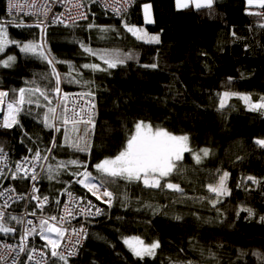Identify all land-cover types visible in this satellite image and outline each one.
<instances>
[{
  "label": "trees",
  "instance_id": "obj_1",
  "mask_svg": "<svg viewBox=\"0 0 264 264\" xmlns=\"http://www.w3.org/2000/svg\"><path fill=\"white\" fill-rule=\"evenodd\" d=\"M88 1L87 20L69 27L53 25L42 34L39 28L12 26L7 0H0V23L8 28L10 39L42 43L56 60L79 69L80 84L64 82L61 86L68 93H94L97 127L90 157L60 147L63 129L54 133L44 127L46 108L35 104L24 105L18 117L20 126L0 127V147L17 162L38 148L42 155H49L44 150L51 147L55 135L58 146L49 164L79 159L97 175L93 166L118 154L135 122L144 121L174 135H187L192 152L207 148L209 155L200 153L202 159L197 163L192 152H186L178 162L179 171L167 178L178 183L183 193L123 180L106 184L127 209L105 208L90 226L79 257L68 264H264V147L256 143L264 139V110L250 111L237 97L223 109L219 104L225 91L250 95L254 102L264 97V8H251L246 0H214L211 9L179 10L175 0H137L126 14L115 17ZM145 4L151 6L153 23H145ZM258 11L260 15L249 14ZM90 23L114 30L89 29ZM125 23L150 35L159 34L160 43L136 39L124 28ZM79 41L97 51L130 54L132 59L108 71L84 69L80 66H107L86 54ZM10 55L16 57L15 63L0 67V91L9 92L10 99L13 89L34 87L32 81L42 88L52 87L51 67L45 61L25 55L14 44L0 53V60ZM152 64L157 67H143ZM55 67L61 74L68 71L67 63ZM39 100L46 104L42 97ZM78 170L83 168L61 170L59 183L48 180L45 171L42 194L54 195L70 185L89 195L70 175ZM224 172L229 173L231 194L221 196L213 207L209 200L216 197L207 185L217 182ZM248 176L260 183L246 180ZM226 199L258 209L251 217L244 211L227 217L216 210ZM127 236H139L146 244L159 241L160 247L154 257L141 260L124 245Z\"/></svg>",
  "mask_w": 264,
  "mask_h": 264
},
{
  "label": "snow or ice",
  "instance_id": "obj_2",
  "mask_svg": "<svg viewBox=\"0 0 264 264\" xmlns=\"http://www.w3.org/2000/svg\"><path fill=\"white\" fill-rule=\"evenodd\" d=\"M63 2L71 3V0H63ZM91 2H99L104 8H112L114 14L122 15V13L127 12L133 0H112L111 4L107 3L106 0H91ZM213 3L214 0H176V7L177 9H183L191 5L196 9H211ZM247 3L249 6L255 5L264 8V0H247ZM9 6L10 10L17 9L23 11L24 9H34L36 10L35 12L26 14L36 15L38 13L45 19H47L48 13L51 11V8L47 6V0H45L43 5L38 4L37 0H26L23 4L19 0H9ZM73 7L81 9L83 5L77 0L73 4ZM249 14L260 15V13ZM39 15H37V22L35 24H25L23 20L19 22L10 21L9 23L19 28L35 27L41 29L42 32L46 31L45 21L39 19ZM63 16L64 13L54 15L49 23L63 24L65 27H69V21L75 24L76 20L88 19V16L83 11H77L75 15H69L67 20L63 19ZM144 20L146 24L154 22L151 16V6L147 4L144 5ZM261 26L264 27V25ZM87 27L89 29L99 28L101 32L114 30L110 27H102L93 23H90ZM124 28L135 36L136 39L145 43H160L159 34L150 35L145 29L130 26L127 23L124 24ZM13 44L19 47L20 51L25 55L43 60L51 67V73L49 74L51 79L49 83L52 84V87L45 86L42 88L35 81H32V84L35 85L34 87L13 89L11 99H9V92L0 91V113H3L2 117H0V127L10 129L20 126L18 117L24 111V105L35 104L37 108H46L42 119L44 127L52 130L54 133H60L63 129V143L59 145L60 147H69L76 152H90L92 148L90 132L95 127L94 93L88 91L73 94L64 92L61 88V84L64 82L69 84L81 83V80L77 79V76L80 75L79 69L71 62L56 60L55 57L50 55V50L46 51L44 49L42 43L34 41L21 43L10 39L8 28L0 23V53L5 52L9 45ZM79 44L86 54L96 56L107 66L101 67L95 63L80 66L91 71H108L126 63L127 59H132L130 54L121 56L119 52L97 51L86 45L83 41H79ZM15 60V56H7L6 59L0 60V67L9 68L15 63ZM57 63H67L68 71L61 74L55 67ZM143 67L156 68L157 65H144ZM229 79L231 80V78ZM87 83V81H84V84ZM37 94V99L33 100L32 97ZM39 97H42L46 101V104H41ZM232 97H237L241 100L250 111L264 110V97L254 102L250 95L229 91L220 94V108L223 109ZM53 100H55L54 105ZM73 135H76L75 140L72 138ZM256 143L264 147V139H258ZM57 146V137L53 135L51 147L46 148L44 151L51 153ZM31 151L32 149H29V152ZM185 152H192L187 135H174L164 128H154L151 123L137 121L134 124V130L127 137L126 144L118 154L114 157H106L93 166L97 175H93L92 172L88 171L86 162L72 159L67 162L59 161L55 166L48 164L45 169L47 173L46 178L59 183L61 182L58 179L61 170L67 171L69 166H73L76 169L83 168V171L78 170L70 173V175L76 177L74 183L81 185L97 200L107 204L110 208L113 204L114 194L107 189L106 184L116 183L118 180H123L129 184L142 183L145 188L161 190L167 188L174 192L183 193V189L178 183H172L167 178L179 171L178 162L183 159ZM200 153H202L203 157H207L209 150L204 148L200 150ZM200 153L192 152L193 159L197 163H200L202 159ZM48 159L49 156L47 154L42 155L41 150L38 148L31 158L25 156L22 158L23 162L17 161L15 163V171L12 172L11 179L15 180L19 177L20 179H30L34 182L40 180V174L36 171L37 164ZM5 161H7V154L4 152L3 147H0V176L7 178L3 171V168L7 167ZM27 165H31V168ZM40 167L44 169L43 164H40ZM20 173H23V175H19ZM228 177L229 173L224 172L220 175L217 182L207 185L208 191L214 193L216 197L209 200L213 207L221 202L219 199L221 196L231 194L227 187ZM246 180L251 181L253 184L260 183V181L252 176H248ZM162 181H164L163 184ZM40 193L41 190L37 187L36 183L32 184L30 193L27 196L23 193H16L15 188H5L0 191V197L5 198L4 203L0 205V233H15L17 228L10 225V222L14 221L15 224L21 225L22 228L20 251H25V242L29 237L39 236L41 240L46 242L44 248L49 249L50 256L55 258L52 260V264H56V261H60L61 264H68V257L76 254V246L80 243L82 237L86 235L83 227L69 229L70 219L75 218L77 215L100 216L104 214V210L94 205L85 196L77 197L68 187H65L63 192L60 193V195L67 197V201L63 204L62 214L59 216L45 215V208L50 204V200L49 196ZM125 199H127L126 196ZM21 200L26 201L25 208L28 207L31 201H35L36 203L30 211H26L21 215H11L6 212V209L10 207V202ZM81 201H85V203L81 204ZM54 203L57 208H60L61 201L59 199H55ZM146 207H151V205H146ZM37 210H39L40 215L36 223L33 220L27 219V216H37ZM240 211L247 212L249 217L254 215L253 210L250 208H240L237 211V215H239ZM6 217L7 219H5ZM175 218L180 219L181 217L177 216ZM261 219L264 220V217ZM73 236L76 237L74 242L72 240ZM65 240L68 243H63ZM123 243L135 257L141 260L145 257H154L156 250L160 247L159 241L146 244L139 236L124 237ZM61 248L64 250L60 251ZM36 251L35 248L31 249V252ZM39 255L43 258L47 254L41 251ZM27 259L29 261L35 260V264H48V260L36 259L31 254L28 255Z\"/></svg>",
  "mask_w": 264,
  "mask_h": 264
},
{
  "label": "built area",
  "instance_id": "obj_3",
  "mask_svg": "<svg viewBox=\"0 0 264 264\" xmlns=\"http://www.w3.org/2000/svg\"><path fill=\"white\" fill-rule=\"evenodd\" d=\"M19 2L21 4L25 3L26 0H19ZM77 2V0H71V3H66L63 2V0H47V6L51 8V11L48 13V17L47 19H45L42 15H39L38 13L36 15H29L26 13L29 12H35L36 10L34 9H24L23 11L17 10V9H11L10 10V6H9V0H7L6 6L9 8L10 12L12 13V15L14 17H27V22H29L30 24L34 23L37 20V15H39V19H42L45 21V25H46V29L48 26L52 25V23H49V21L52 19V17L54 15H58L59 13H64L63 19L67 20L69 15H75L77 13V11H83L88 17H89V8H90V3L88 0H79V2L83 5V7L81 9H76L73 7V4H75ZM107 3L111 4L112 0H106ZM137 2V0H133V3H131V5L128 7L127 12L133 7V5ZM38 4L43 5L45 3V0H37ZM98 4L101 6V8H103L104 11H106L108 14H110L111 16H115V17H120L126 13H122V15H116L114 14V12L112 11V8H104L103 5L101 3L98 2ZM115 6V5H113ZM87 20V19H86ZM80 21H85V20H76V22H80ZM72 24L71 21H69V25ZM63 25V24H61ZM65 92V91H64ZM74 94V93H73ZM55 101V100H54ZM94 103H95V116H94V122H95V127L94 129L91 130L90 132V139H91V144H92V148H93V141H94V137L96 135V127H97V122H96V101L94 99ZM55 104V102H54ZM59 112V110H58ZM76 139V135H74L73 140ZM92 148L90 152H76L74 151V153L76 154H80L83 156H87L90 157L91 153H92ZM49 159L51 156V153H49ZM29 158L32 157L31 156H27ZM49 159L47 161H41L37 164L36 167V171L40 174L41 179L38 181H31L30 179H20L19 177L15 180L11 179V174L13 171H15V163L13 162L10 158V156L7 154V161H5V163L7 164V167L3 168L4 173L6 174L5 176H0V182H7L8 184V188H15V190H17V193H21L22 190L26 189L27 191L30 192L31 190V186L33 183H36L37 187L40 185L44 173H45V169L47 168V165L49 164ZM21 162L22 159L20 160ZM40 164L44 165V169H42L40 167ZM29 168H31V165H27ZM19 175H23V173H20ZM69 188L70 191H72L77 197L80 196H85L88 200H91L92 203L94 205H96L97 207L101 208L104 210L105 212V208H109L107 204L102 203L101 201L97 200L94 196H92L91 193H89V195H86L84 193H81L80 191H78L77 189L71 187L70 185L66 186ZM39 188V187H38ZM65 188V187H64ZM64 188L59 192V195L56 197H52L49 196V200L51 202L52 199L56 198L59 199L61 201V205L60 208H58V210H52L50 208V204L48 206H46L45 208V212L46 209L50 208L49 212H46L45 215H61L62 214V209H63V204L67 201V197L60 195L61 192H63ZM85 191H87L85 189ZM15 203V202H14ZM85 201H81V204H84ZM116 198L114 196L113 199V204L110 207L111 209H116ZM30 205H34V203H29L28 207L26 208V211H30L29 206ZM38 211V210H37ZM93 211H95V209H93ZM40 213L37 216H27V219L33 220L34 223H36L38 221V217H39ZM102 215L100 216H83V215H77L75 216V218H71L70 219V224L68 225L69 229L71 228H77L79 229L80 227H83L85 229L86 235H84L80 241V243L76 246L77 247V251L76 254L73 256L68 257V261L69 260H73L79 257L82 249L84 248L85 244H86V240H87V234L89 231L90 226L94 223L95 220L99 219ZM69 234H71L69 232ZM76 237H72L73 242L75 241ZM21 243V234L20 237L18 238L17 244ZM26 243V249L25 251H22V257L24 259V261L26 262V264H35V260L29 261L27 259L28 255L31 254L33 255L36 259H46L48 260V264H52V260H54L55 258H52L50 256V250L47 248H44V244L46 243L44 240H41L39 238V236H35V237H29V239L25 242ZM63 243H68L67 240H65ZM16 245V244H15ZM35 248L37 251L36 252H31V249ZM64 249L61 248L60 251H63ZM43 251L45 252L47 255L43 258L40 257L39 253ZM56 264H61L60 261H56Z\"/></svg>",
  "mask_w": 264,
  "mask_h": 264
},
{
  "label": "bare ground",
  "instance_id": "obj_4",
  "mask_svg": "<svg viewBox=\"0 0 264 264\" xmlns=\"http://www.w3.org/2000/svg\"><path fill=\"white\" fill-rule=\"evenodd\" d=\"M6 9H7V14H8V18H9L8 22H10V21L19 22L20 20H23V22L25 24H27V17L26 18L25 17H14L12 15V13L10 12L9 8L6 7ZM36 22H37V20L32 24H35ZM11 25L15 26L14 24H11ZM53 25H57V24H52V25L48 26L47 29ZM43 37H44V35H43ZM61 88H62V86H61ZM62 90L64 91L63 88H62ZM0 115H1V113H0ZM94 141H95V137H94ZM94 141L92 142L93 145H94ZM8 187L9 186H8L7 182H0V191L4 190L5 188H8ZM38 187L41 190V183ZM59 192H57L54 195H48V196L56 197L59 195ZM16 193H17V190H16ZM21 193H23V194H25V196H27L30 192L27 191L26 189H24L21 191ZM40 194H42V191ZM4 199L5 198L0 197V205H2L4 203ZM55 199L56 198L52 199L50 202V208L52 210H58V208L56 207V205L54 203ZM116 201H117V198H116ZM25 203H26V201H24V200H21V201L15 202V203L10 202V207H8L6 209V212L11 214V215H21V214L26 212ZM30 203L35 204L36 202L31 201ZM32 206L33 205L29 206L30 210L32 209ZM50 208L46 209V212H49ZM38 214H39V210L37 211V215ZM5 219H7V217ZM10 225L16 227L17 231L15 233H9V234L0 233V264H26V262L24 261V259L22 257V254H21L22 251H20L21 243L17 244V241H18V238L20 237V234L22 235L21 225L15 224L14 221L10 222Z\"/></svg>",
  "mask_w": 264,
  "mask_h": 264
},
{
  "label": "rangeland",
  "instance_id": "obj_5",
  "mask_svg": "<svg viewBox=\"0 0 264 264\" xmlns=\"http://www.w3.org/2000/svg\"><path fill=\"white\" fill-rule=\"evenodd\" d=\"M248 5V4H247ZM249 6V5H248ZM251 7V6H249ZM252 8V7H251ZM186 9V8H185ZM262 11H258V13H261ZM46 31H43L42 33L45 34ZM10 99V98H9ZM229 102V101H228ZM59 114V112H58ZM3 115V113H2ZM74 137V136H73ZM186 153V152H185ZM185 153L183 154V157L185 155ZM182 161V160H181ZM180 162V161H179ZM250 208L252 210H257L258 207L252 206V205H248V204H244V203H239L230 199H226V201H224L221 206L216 207V210L221 213L224 216L227 217H233L235 215H237V211L240 208ZM116 209H127V205L126 203H124L121 200L117 199V203H116Z\"/></svg>",
  "mask_w": 264,
  "mask_h": 264
},
{
  "label": "crops",
  "instance_id": "obj_6",
  "mask_svg": "<svg viewBox=\"0 0 264 264\" xmlns=\"http://www.w3.org/2000/svg\"><path fill=\"white\" fill-rule=\"evenodd\" d=\"M176 1V0H175ZM246 2H247V0H246ZM248 4V3H247ZM252 8H257V9H261L260 7H257V6H255V5H253V6H251ZM189 8H195L194 6H189L188 8H186V9H189ZM196 9V8H195ZM179 10H185V8H183V9H179ZM151 16H152V9H151ZM152 19H153V17H152Z\"/></svg>",
  "mask_w": 264,
  "mask_h": 264
},
{
  "label": "water",
  "instance_id": "obj_7",
  "mask_svg": "<svg viewBox=\"0 0 264 264\" xmlns=\"http://www.w3.org/2000/svg\"><path fill=\"white\" fill-rule=\"evenodd\" d=\"M0 117H2V113H1Z\"/></svg>",
  "mask_w": 264,
  "mask_h": 264
}]
</instances>
